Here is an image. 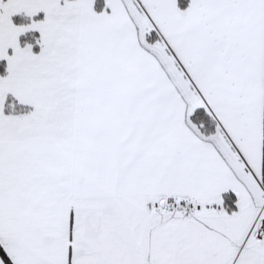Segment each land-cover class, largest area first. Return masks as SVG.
<instances>
[{
  "label": "snow or ice",
  "instance_id": "obj_1",
  "mask_svg": "<svg viewBox=\"0 0 264 264\" xmlns=\"http://www.w3.org/2000/svg\"><path fill=\"white\" fill-rule=\"evenodd\" d=\"M0 264H264V0H0Z\"/></svg>",
  "mask_w": 264,
  "mask_h": 264
}]
</instances>
